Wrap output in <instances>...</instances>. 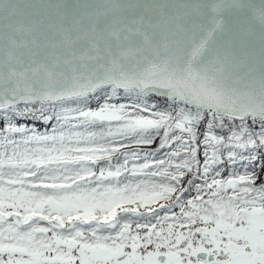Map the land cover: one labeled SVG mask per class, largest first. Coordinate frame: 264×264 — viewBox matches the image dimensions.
<instances>
[{
    "label": "snow or ice",
    "instance_id": "1",
    "mask_svg": "<svg viewBox=\"0 0 264 264\" xmlns=\"http://www.w3.org/2000/svg\"><path fill=\"white\" fill-rule=\"evenodd\" d=\"M0 264H264V0H0Z\"/></svg>",
    "mask_w": 264,
    "mask_h": 264
}]
</instances>
